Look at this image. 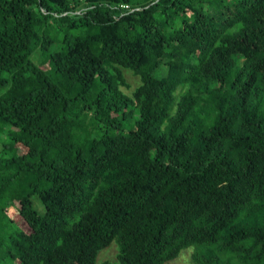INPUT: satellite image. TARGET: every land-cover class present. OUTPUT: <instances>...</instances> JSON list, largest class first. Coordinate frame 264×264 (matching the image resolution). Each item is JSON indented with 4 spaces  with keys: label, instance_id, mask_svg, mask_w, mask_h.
I'll use <instances>...</instances> for the list:
<instances>
[{
    "label": "trees",
    "instance_id": "trees-1",
    "mask_svg": "<svg viewBox=\"0 0 264 264\" xmlns=\"http://www.w3.org/2000/svg\"><path fill=\"white\" fill-rule=\"evenodd\" d=\"M187 248L264 264V0H0V264Z\"/></svg>",
    "mask_w": 264,
    "mask_h": 264
},
{
    "label": "rangeland",
    "instance_id": "rangeland-1",
    "mask_svg": "<svg viewBox=\"0 0 264 264\" xmlns=\"http://www.w3.org/2000/svg\"><path fill=\"white\" fill-rule=\"evenodd\" d=\"M39 58V56H38ZM36 57V59H38ZM125 76L126 80L130 84L129 89H126L127 93H130L133 88L140 83V79L138 76L133 75L132 71L129 69H125ZM118 248L117 244L115 242H112L110 245L107 247L103 248L100 250L97 254V262H101L104 260H109L111 262L116 261V254H117ZM191 253H192V248H187L183 250L177 258H175L172 261H169L165 264H194L192 259H191Z\"/></svg>",
    "mask_w": 264,
    "mask_h": 264
}]
</instances>
